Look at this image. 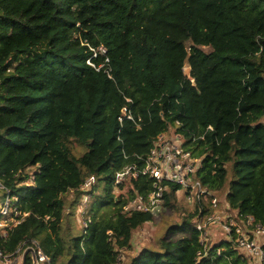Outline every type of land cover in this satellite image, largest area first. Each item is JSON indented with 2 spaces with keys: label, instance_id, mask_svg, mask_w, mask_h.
Wrapping results in <instances>:
<instances>
[{
  "label": "trees",
  "instance_id": "obj_1",
  "mask_svg": "<svg viewBox=\"0 0 264 264\" xmlns=\"http://www.w3.org/2000/svg\"><path fill=\"white\" fill-rule=\"evenodd\" d=\"M171 129L201 159L196 179L264 226V0H0V174L28 214L9 250L37 240L54 264H116L155 218L125 211L153 179L116 176ZM166 188L160 214L179 206L181 188ZM86 196L74 235L65 219ZM198 213L129 264H250L226 240L199 259Z\"/></svg>",
  "mask_w": 264,
  "mask_h": 264
},
{
  "label": "built area",
  "instance_id": "obj_2",
  "mask_svg": "<svg viewBox=\"0 0 264 264\" xmlns=\"http://www.w3.org/2000/svg\"><path fill=\"white\" fill-rule=\"evenodd\" d=\"M99 51L106 57L105 61L108 64L105 48L101 47ZM89 64L97 71L103 67L97 68L91 62ZM127 101L132 102L130 99ZM122 112L123 116L134 121L128 108H124ZM123 120L124 118H120L121 123ZM140 160L144 163L142 169L138 166L127 167L117 174L116 182L121 184L129 175H133L135 179L141 174L146 175L154 181L153 192L146 197L137 196L125 207L126 212L159 216L165 202L166 184L179 186L181 191L185 192L187 202L199 207V213L194 219L195 228L200 233L199 259L210 254L209 242L226 240L228 247L241 252L250 264H264V226L253 216L232 211L228 204L221 208L220 198L196 179L197 171L201 167V159L185 150L184 139L179 134L171 129L159 135L153 143L150 155ZM34 183L35 175L31 173L30 178L21 182L18 187H31ZM94 183L95 178H89L83 189H90ZM0 190L6 194L4 201L0 203V264H26L27 260L30 264H54L53 259L37 240L21 242L15 250H9L8 244L12 233L24 222L28 214L22 212V197L12 193L4 184L1 174ZM221 254L222 250H218L217 255ZM123 259L121 254L116 264H122Z\"/></svg>",
  "mask_w": 264,
  "mask_h": 264
},
{
  "label": "rangeland",
  "instance_id": "obj_3",
  "mask_svg": "<svg viewBox=\"0 0 264 264\" xmlns=\"http://www.w3.org/2000/svg\"><path fill=\"white\" fill-rule=\"evenodd\" d=\"M205 51L209 52L208 48H205ZM184 72L187 76L190 75V68L188 65L185 66ZM74 153L76 156L82 155L85 151L82 147H80L77 144L73 145ZM231 168V167H229ZM230 178H232V172L229 173ZM101 186V184H100ZM227 189V188H226ZM5 193L4 191L0 190V203H2L5 199ZM221 201V208H223L225 205H227L226 196L220 195L218 196ZM69 203L71 202L72 196H67ZM179 203L176 209H166L162 212V214L157 215L154 218V221L151 223L145 224L143 227H141L133 236V248L130 251H126L122 253L123 262L122 264H129L130 260L133 257H136L139 255L144 249L150 248V249H156L158 246V242L161 238L165 237L168 230L175 225H182L184 221L185 211L190 210L191 204H189L186 200V194L184 191H181L178 195ZM78 203H76L74 207V215L66 218V222L64 227L65 228H71L74 231V235L77 234L80 230H82L87 223L85 211H87L89 203H90V196L85 197L83 202L80 203L79 200H77ZM224 205V206H223ZM69 212V210H68ZM192 226L195 227V221L192 222ZM182 232H177L175 236H171L172 239L179 238L182 236Z\"/></svg>",
  "mask_w": 264,
  "mask_h": 264
},
{
  "label": "clouds",
  "instance_id": "obj_4",
  "mask_svg": "<svg viewBox=\"0 0 264 264\" xmlns=\"http://www.w3.org/2000/svg\"><path fill=\"white\" fill-rule=\"evenodd\" d=\"M101 47H104V46H101ZM100 47V48H101ZM100 48H98V50L97 51H95L94 52V56H93V58H97L98 57V54L99 55H101L102 57H104L101 53H100V51H99V49ZM105 50H106V48H105ZM92 51H94L93 49H92ZM107 51V50H106ZM95 55H97V57H95ZM105 58V60H106V57H104ZM89 62H91V60L90 61H88V64H89ZM92 63V62H91ZM93 64V63H92ZM106 64V61H105V63L103 64V65H101V66H104ZM90 65V64H89ZM94 65H95V63H94ZM93 67V66H92ZM95 67H96V65H95Z\"/></svg>",
  "mask_w": 264,
  "mask_h": 264
}]
</instances>
